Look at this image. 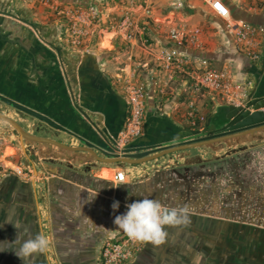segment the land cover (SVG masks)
Returning a JSON list of instances; mask_svg holds the SVG:
<instances>
[{"label":"crops","instance_id":"obj_1","mask_svg":"<svg viewBox=\"0 0 264 264\" xmlns=\"http://www.w3.org/2000/svg\"><path fill=\"white\" fill-rule=\"evenodd\" d=\"M222 1L231 10L234 20L262 26L263 32L257 36L261 42L260 61H251L241 51L234 36L227 31L225 21L204 0L142 1L149 3L153 9L152 20L137 16L141 27H146L147 33L156 43L151 52L140 49L118 31V23L124 12L142 9L143 3L139 5V0H56L55 3L42 0H0V95L48 116L71 133L110 152H118L109 148L113 144L117 147L114 139L123 129L126 120L129 85L145 86L147 115L142 136L126 147H118L120 151L136 146L165 144L178 139L187 131H203L209 124L218 125L224 121L229 106L217 95H192L183 79L169 82L165 73L156 68V58L160 47L176 46L168 35L171 28L197 27L201 30V44L198 47L183 48V51L195 58L208 59L218 68L229 69L239 84H250L249 99H264V7L256 11L258 15H254L255 10L250 8L253 0ZM93 4L99 7L102 20L94 32L85 38L82 47H74L69 41L68 30L64 32L67 26L64 13L71 8H87ZM27 20L39 24L40 28L34 29L25 23ZM50 20L56 24L49 25ZM57 38L61 41L59 44L55 42L59 51L48 45ZM140 63H150V70H139L137 67ZM190 100L195 101V116ZM29 131L34 135L48 137L43 132ZM53 133L61 143L81 145L78 139L62 131L55 130ZM213 146H216L214 151L210 147H201L136 167L127 164H97L87 176H74L69 181L62 180L59 170L52 168L48 169L51 174L42 169L45 175L39 179L33 167L31 176L23 181L32 190L29 193L30 204L22 208L20 216L24 222L20 225L21 219L17 226L22 231L26 229L32 235L42 233L52 240L53 229L55 234L60 231L65 234V227H73L65 220L77 221L76 224L79 222L76 226L79 231L76 229L74 236L69 234L65 237V234L63 237L65 242H69L68 248L73 249L71 255L76 259L75 264H91L87 258L92 251L97 254V249L106 240L124 234L115 225V217L125 214L128 204L142 200L140 198L143 196L138 194L141 190L145 192L146 198L161 199L160 188L155 180L160 178L162 171L170 170L169 167L176 168L178 163L184 169L187 162L200 161L202 166L199 168H206V174H210L211 170L206 165L216 163L209 164L206 161L214 155L223 156L227 151L235 155L230 157L237 161L234 168L248 174L247 178L244 176L243 184L242 181L234 183L228 178L223 179L222 174L220 181L212 185V174L208 177L204 173L206 177L194 180L191 186L184 184V187L176 188L179 190L174 191V195L183 192L182 200L189 199L186 205L194 212L205 209L218 211V202L226 193L229 195L244 190L264 197V131L254 137L238 138L228 144ZM51 153L53 156L75 157L55 148ZM14 163L19 166L16 158ZM164 167L166 169L161 170ZM119 171L125 172V182L114 180ZM184 175H190L187 169ZM210 186H215L211 188L212 192L218 189L214 195L217 202L213 207H208L207 200H202L208 197ZM117 201L119 208L114 210L112 205ZM10 230L5 235L9 242L17 234L16 228ZM5 241L1 237L0 243ZM261 243L264 245V240ZM198 246L197 235L191 233L184 247L188 248L186 256L166 255L158 258L157 264H210L201 258ZM4 248L7 251H0V264H23L8 245H4ZM52 248L50 245V252L36 256L32 264H58L52 255ZM146 260L147 264H156L150 259Z\"/></svg>","mask_w":264,"mask_h":264},{"label":"flooded vegetation","instance_id":"obj_2","mask_svg":"<svg viewBox=\"0 0 264 264\" xmlns=\"http://www.w3.org/2000/svg\"><path fill=\"white\" fill-rule=\"evenodd\" d=\"M0 113L16 121L31 135L34 134L29 129L37 132L42 131L48 135V137L35 136L50 138L49 135H51L53 137L50 139L56 140L55 134L52 131L42 127L38 120L32 118L31 115L18 109L6 100L0 99ZM22 123H26L28 129H25ZM0 134L6 135L5 137L8 139L7 143H11L9 146L14 150V156L19 166L22 167L21 169L30 177L31 172L34 171L33 167H35L36 177L41 179L45 175V170L42 171L43 165H49V163L43 161L42 155H45L47 159H51L54 155L51 153L54 148L50 149L48 146L42 144H34L26 140L22 141L17 130L10 123L2 119L0 120ZM233 140L231 139L228 142ZM231 155H233L232 152L227 151L223 156L221 154L214 155L206 161L209 164L216 163L215 165L207 166V169H210V173H212L210 177L211 181H213L212 185L220 181V175L222 174L224 175L223 179L228 178L234 183L242 181L241 184H243L244 176L247 178L248 174L244 170L241 173V170L234 168L237 161L232 160L230 158ZM48 168L53 169L52 166H48ZM23 181L26 180H23L17 174H8L0 179V239L3 237L7 241L8 238L5 237L6 233L10 232V229L15 228L13 224L6 222L11 221L17 225L21 219L20 225L24 222L20 213L24 206L30 204L29 193L32 190L30 189V185ZM215 186H210V189L215 188ZM210 189L208 197L202 200H207L208 207H213V204L217 202L214 195L217 194L218 189H216V192H212V189ZM177 190L179 189L169 192L160 188L162 197L159 201L161 204L169 208L189 204V199L182 200L184 197L183 192L174 195L173 192ZM243 191L232 192L229 195L227 193L223 194L221 200L218 202L220 206L218 211L212 209L191 211V224L189 227L167 228L169 235L164 245L156 247L145 243L130 264H145V262L147 264L146 259H150V261H154L157 264L158 258L166 255L174 257L186 256L188 248L184 247L191 233L197 235L198 250L200 248L201 258L209 261L210 264H213V261H215L214 264H264V245L261 243L264 240V197L261 194ZM170 194H173L175 198L172 199L173 196H169ZM178 196L180 197L179 199L177 198ZM197 212L201 213L198 214ZM64 222L71 223L69 226L73 227L64 228L63 231L66 236L61 231L55 234V230H52V255L56 258L58 264H75L76 259L71 255L73 249L68 248L69 242H65L66 240L63 236L68 237L69 234L74 236V231L76 229L79 231L78 227H76L79 225V222L78 224L74 220H65ZM66 223L65 225L67 226ZM102 245L97 249V254L95 251H92L91 255L87 258L91 260V264H98V254ZM62 257L65 259L63 260Z\"/></svg>","mask_w":264,"mask_h":264},{"label":"built area","instance_id":"obj_3","mask_svg":"<svg viewBox=\"0 0 264 264\" xmlns=\"http://www.w3.org/2000/svg\"><path fill=\"white\" fill-rule=\"evenodd\" d=\"M211 7L214 13L226 23V29L233 35L236 44L241 51L251 60H261V42L257 36L262 33V29L251 22L232 18L229 7L222 0H204ZM46 2V1H44ZM217 5L220 8H217ZM252 6L263 8L264 0H253ZM220 9H223L221 11ZM67 20L66 29L69 33V41L72 46L80 48L85 43V38L93 33L96 25L102 20V15L95 5L87 8H71L64 13ZM139 14L130 10L124 12L118 23V31L121 36L134 42L136 46L144 51L151 52L156 43L147 33L146 27H141L138 18ZM152 6L144 2L142 5L141 18L152 20ZM169 38L175 47L162 46L159 48L156 58L157 69H161L169 82H174L180 78L186 82L190 92L194 96L205 94L217 95L222 102L233 108L245 107L249 99V83H238L233 73L229 69H221L205 58H195L183 51L186 47H198L201 44V30L197 27L187 29L183 27H173L169 30ZM150 63H140L138 69L149 71ZM191 101V107L195 106V101ZM127 116L123 129L114 141L117 147H126L139 139L144 130L145 118L147 115V105L145 102V86L129 85L127 88ZM9 147L7 140L0 134V179L8 173L19 176H29L19 166L14 163L15 156H6L5 151ZM10 163V165H7ZM125 172L119 171L115 174L114 180L125 182ZM145 243L131 240L125 233L106 240L100 250L98 264H130L135 255L140 251Z\"/></svg>","mask_w":264,"mask_h":264},{"label":"water","instance_id":"obj_4","mask_svg":"<svg viewBox=\"0 0 264 264\" xmlns=\"http://www.w3.org/2000/svg\"><path fill=\"white\" fill-rule=\"evenodd\" d=\"M25 23H27L34 29L40 28V25L34 23V21L32 20H27ZM48 45L55 51H59L60 49L55 42H49ZM0 99L8 101L13 106L31 115L32 118L39 121V124L42 127H45L52 132H54L55 130L62 131L67 135L75 137L79 140L81 145L70 146L54 139L31 135L27 133L16 121L0 113V119L10 123L17 130L22 141L26 140L30 143L42 144L48 146V148L50 149L55 148L62 153L64 152L63 154L75 155L74 158H68L63 155H58L51 157V159H46V156L42 155L43 161H48L53 169H58L61 173L59 175L61 176L62 180L65 181L71 180L70 178H73L74 176H87V174L91 172V169L93 167L95 168L97 164H127L136 167L162 159L175 153L189 151L201 147H210L209 149L214 151V147L216 146L213 145L218 146L224 143L228 144V141L231 139L254 137L257 133L264 131V99L259 97L256 100L248 99L245 107H228L227 110H229V112L225 115V119L223 122L218 125L209 124L203 131L191 130L185 132L183 135L181 134V137H179L178 139L165 144L154 146H136L125 148L122 151H120L118 147L113 144L109 149L118 152H110L100 149L98 146L86 140L85 138L71 133L70 131L55 123L46 115L34 111L13 100L6 99L1 95ZM83 115L87 118L85 114ZM178 164H176V168L168 166L169 168H171L170 170L161 172L162 174L161 176H159L160 178L157 179V181L155 180V183H157V186H159V188H163L164 190L166 189L169 191L184 187V184L191 186L194 180H199L203 177H206L207 175L208 177L209 175H211V173L206 174V168H204V170H201L199 168L200 166H202L200 165V161L197 163H191L189 161L185 165L184 169ZM48 169L49 168L44 164L43 170L48 172ZM164 169L166 168L164 167L161 170ZM185 169L188 170L190 175H184ZM51 173L52 172L49 171V174ZM204 173L206 174V176H203ZM144 193L145 192L142 190L140 191V193H138L139 196H143L140 199L146 198V194Z\"/></svg>","mask_w":264,"mask_h":264},{"label":"clouds","instance_id":"obj_5","mask_svg":"<svg viewBox=\"0 0 264 264\" xmlns=\"http://www.w3.org/2000/svg\"><path fill=\"white\" fill-rule=\"evenodd\" d=\"M112 207L118 209L119 202H114ZM126 207L127 212L116 216L114 223L133 241L159 247L167 241V228H187L191 224V209L188 205L169 208L159 200L144 198ZM6 223L13 224L17 234L13 241L0 243V251H7L4 245H8L23 264H32L36 256L49 251L51 240L48 236L42 233L32 235L11 221Z\"/></svg>","mask_w":264,"mask_h":264},{"label":"rangeland","instance_id":"obj_6","mask_svg":"<svg viewBox=\"0 0 264 264\" xmlns=\"http://www.w3.org/2000/svg\"><path fill=\"white\" fill-rule=\"evenodd\" d=\"M43 2L44 1H47V2H51V3H55L56 2V0H42ZM142 1H144V0H139V5H141L142 3H144V2H142ZM87 2V1H86ZM92 3H95V2H92ZM94 5V4H93ZM88 7V6H87ZM250 8H252L251 10H255V12L257 11V10H260L261 8H255V7H250ZM98 9H99V7H98ZM130 11L132 12V13H135V14H139V15H141V11H142V9H139V8H137V9H130ZM102 15V14H101ZM254 15H258V12H256V14H254ZM66 20V19H65ZM51 22H49L48 24L49 25H54V24H56V22L54 21V20H50ZM66 23H67V20H66ZM257 25V24H256ZM259 26V25H258ZM260 27V26H259ZM260 28H262V26L260 27ZM66 31V28H65V30H64V32ZM59 39L57 38V39H54L53 41L54 42H56V43H60L61 41L59 40ZM50 41H52V39L50 40ZM1 120V119H0ZM22 125H23V127H25V129H28L27 128V124L26 123H22ZM42 132V131H41ZM4 136H6V135H4ZM6 138V140H8L7 139V137H5ZM10 142V141H9ZM9 144H11V143H9ZM10 147V146H9ZM10 149H11V152H12V155L15 153L14 152V150L10 147ZM8 174H11V173H8ZM8 174H6V175H8ZM212 174V173H211ZM20 178H22L23 180H25V179H27V176H25V175H23V176H20ZM166 190V189H165Z\"/></svg>","mask_w":264,"mask_h":264},{"label":"bare ground","instance_id":"obj_7","mask_svg":"<svg viewBox=\"0 0 264 264\" xmlns=\"http://www.w3.org/2000/svg\"><path fill=\"white\" fill-rule=\"evenodd\" d=\"M3 137H4V139L6 140V138H5V136L3 135V134H1ZM5 155L6 156H11L12 155V152H11V149H10V147H8L7 149H6V151H5ZM7 165H10V163H7Z\"/></svg>","mask_w":264,"mask_h":264},{"label":"snow or ice","instance_id":"obj_8","mask_svg":"<svg viewBox=\"0 0 264 264\" xmlns=\"http://www.w3.org/2000/svg\"><path fill=\"white\" fill-rule=\"evenodd\" d=\"M217 8H220V6L219 5H217ZM221 11H223V9H220Z\"/></svg>","mask_w":264,"mask_h":264}]
</instances>
